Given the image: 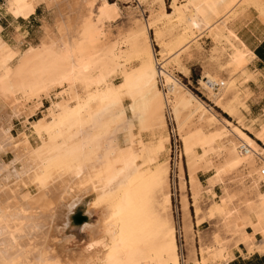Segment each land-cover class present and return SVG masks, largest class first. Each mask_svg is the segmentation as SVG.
Wrapping results in <instances>:
<instances>
[{
  "label": "bare ground",
  "instance_id": "bare-ground-1",
  "mask_svg": "<svg viewBox=\"0 0 264 264\" xmlns=\"http://www.w3.org/2000/svg\"><path fill=\"white\" fill-rule=\"evenodd\" d=\"M56 1L11 0L8 14L14 22L28 21L43 2L51 6ZM122 2L131 1L71 0L67 14L58 16L55 32L45 26L47 34L36 52L21 51L19 35L10 44L0 32V264L177 262L176 230L159 199L170 175L165 113L169 100L181 101L186 92L171 68L181 69V55L203 38L216 46L208 59L215 62L202 74L203 89L212 105L240 128L231 134L233 139L223 138L213 148L222 164L219 170L239 178L238 190L223 197L232 205L227 223L236 224L234 232L241 235L238 249L244 243L248 254H264V240L257 239L264 236V107L253 114L250 64L255 56L235 25L249 9L264 17V0H170V12L165 0H138L140 6L157 4L158 10L150 9L147 24H137L112 42L107 31L119 18ZM65 84L70 87L68 100H52ZM43 99L50 106L42 119L30 123L38 139L33 145L26 132L15 135L13 129L21 120L28 127ZM196 101L202 108L200 119L215 109ZM211 162L207 167H213ZM197 171L193 168L189 179L196 196L201 184ZM216 177L217 184L224 181L220 174ZM92 195L94 204L107 206L111 214L108 223L91 228L90 244L108 238L109 249L62 252L60 234L70 224L69 214ZM90 206L92 215L96 208ZM225 249L221 247L217 259L226 263ZM198 256V264H206L203 250Z\"/></svg>",
  "mask_w": 264,
  "mask_h": 264
},
{
  "label": "rangeland",
  "instance_id": "rangeland-1",
  "mask_svg": "<svg viewBox=\"0 0 264 264\" xmlns=\"http://www.w3.org/2000/svg\"><path fill=\"white\" fill-rule=\"evenodd\" d=\"M57 1L59 3H53L51 6H49L47 2L46 3L43 2L38 7L35 15H33L28 21L19 20L18 22H14L11 16H9L8 14V10H9L8 8H10L12 4L11 0H0V17H3L5 19V25H4L5 27L0 23V32L2 33L3 38L6 41L10 42V44L11 43L13 44L14 38L17 35H19L23 41L20 47L21 51L24 52V51H28L33 48L32 50L36 52V50L38 51L39 47L41 50L42 48L41 46L43 45L42 39L47 34L46 30H48L49 28V30H53V32H55L56 30L55 26L58 21V16L61 13H64L63 15L67 14V11L69 7L71 6L70 4H72L71 0L69 1L68 0H57ZM130 1H131L130 3L129 2L119 3L120 4L119 7L121 9L120 16L117 19V21L114 22L107 31L111 41L112 40L114 41L118 36L122 34L126 35L130 33L137 26V24H144L145 22H147L150 17V9L153 8L154 10H158L157 4H154V6L152 7L146 4H144L145 6L144 5L140 6L138 3V0H130ZM165 4H166L167 11L170 12L171 11L170 10V0H165ZM259 13L260 12L257 10L255 11L254 9H249L245 13L244 16H242L240 19L236 21L235 25L238 29L239 36L244 41L248 42L249 39L253 38V36L258 31L264 32V17L262 16L261 13L260 14ZM45 26L48 28H46ZM150 39L153 42L155 41L153 31H150ZM153 46L154 47L156 46L155 50H158L155 42ZM193 47L191 48L190 52L188 53L185 52L181 55V58H182V59L180 58L181 69L171 68V71H170V73L172 72L171 74L174 76V78L186 88V92L184 93L185 95H183L184 98L183 97L181 98V101L180 100L176 101L174 99L169 100L170 102L168 103L169 108H167L168 111H166L165 113L166 124L168 125L167 132L170 136V141L168 142L167 147H166L167 149L169 148L168 158H169L170 163L168 166V174L170 175H168L169 187H167L168 189H165L164 195L160 197L159 199H160V204L168 207L167 210L170 215V220L172 222V225L174 223L173 226L176 230V244L178 248L177 249V252H178L177 260H176L177 262L173 263L171 262V260H168L165 264H193V263L198 264V259H199L198 255L201 250H203L204 252L206 264H229L235 260L236 251H239L245 258H249L253 254H256L255 252L252 254H248V251H244L246 250L244 243L243 244L239 243V244H242V247L241 249H238L237 247L238 243L236 242H238L237 238L239 240L241 239L240 237L241 235L238 234V232L237 233L234 232L236 230V224L228 225L227 223L228 222L227 213L229 212L228 210L232 208L231 207L232 205L229 206L230 204H226V202L223 200V197L225 196L226 193L232 194L233 192L234 194L238 190L237 180H239V178L236 177L237 175H235L234 172H228L227 170L226 171L219 170L222 164L218 161V155L214 151V149L217 147L219 140L222 139L220 142H224V139L225 140L233 139L231 134L235 133L234 131H236V129L239 132L240 128L238 127L236 123H234L231 119H229L226 115H224L219 109L217 110L212 105L211 100H209L210 99L209 96L206 94L202 86V80H203L202 74L204 70L206 68H209L210 65L214 64L215 62V59H213L214 61L211 59L210 60L208 59L211 58L212 55L216 54L215 52L216 46L214 45L211 39L203 38L198 42L196 46H193ZM187 72L189 74H187ZM123 74H124V70L120 72V75H123ZM115 82L117 84L119 82V78L115 79ZM160 84H159V88L162 90V86ZM69 93H70V87L68 86V84H65L64 86L59 87L55 91V93L52 95V100H55V102L56 101L60 102L62 100H68ZM55 95H60V97L55 99L56 98ZM43 100L44 101H43L42 108L37 111L34 118L30 119V121L27 124L28 127L26 128L23 127L22 125L23 120H21L15 123L14 129H13V134L15 135H17L19 132H26L33 145L38 144V139L34 135L33 131L31 130L30 123L35 120L42 119L43 116L46 115L49 109V106H50L49 101H47L46 99H43ZM196 100H198V102L200 103L202 102L201 104H204V106L208 108H215V109L212 110V112L209 113L210 115H207L205 119H200V113H201L202 108L200 107V105L197 103ZM253 100L255 101L254 98ZM192 105H195L196 107ZM183 108L185 111L183 110ZM259 111H260V107H258L257 109H254L253 114L256 115L259 113ZM214 113H216L218 116ZM191 114L195 116L193 117V115ZM213 115H215V117ZM191 116L193 118H191ZM206 121L208 122V124ZM185 123L187 124L185 125ZM192 123L193 124L195 123L194 125H196V127L192 125ZM189 127L192 130H189L190 129ZM193 127L194 129L196 128L197 130H194ZM121 128H122V125H120L119 129ZM181 130L182 131L186 130V132L184 131L182 133ZM206 130L209 132H206ZM122 133H123L122 131L119 132L118 134L119 137L122 136ZM185 133L186 135H184ZM214 133H215V139L213 137ZM219 134L222 138H218ZM203 137H205L206 140ZM199 139L201 140L199 141ZM150 141L152 140L147 139L148 144ZM206 141L208 143L213 142L211 143L213 144V146L211 147V144L206 143L209 145V146L207 145L206 147L205 146L206 144H204ZM186 143H188L189 148L186 145ZM261 146L262 148H264L263 147L264 145L261 144ZM193 147H196V149ZM8 157L9 159L12 158L11 155H9ZM262 159L264 160V156L262 157ZM208 161L209 162L212 161L211 163L213 164V167L212 166L211 168L209 166L207 167L206 163H208ZM195 163L197 164L195 165ZM193 168L198 169L197 172H198V176L201 182L200 187H199V192H198L201 195L197 193L198 194L197 196L193 194L192 189H190L191 186L189 185L190 184L189 183L190 182L189 180L190 171ZM217 171H219V173ZM219 174H220L221 179H223L224 181L226 180L224 182L220 179L221 184L220 183L217 184V180H216L217 178L216 176H219ZM181 176H184L183 177L184 182L179 181L181 180ZM229 176L231 177L229 178ZM235 178L237 179L235 180ZM263 188H264V185L262 186V191H264ZM32 192H34L33 189H32ZM95 201H96L95 195L89 196L85 198L83 201H81V203L74 209V211L69 214L70 224L66 226L63 232L60 234L61 238L63 239V241L59 243L60 249L62 252L72 251V252H76L79 254H84V253L85 254H96L100 252H105L109 249L110 243H109L108 238L103 239L101 241L99 240L100 241L99 243H95L92 246L90 244L92 242L91 228L93 226H98L99 224L105 225L106 223H108L110 214H111L110 208H108L107 206H103V205L96 206V204H94ZM90 205H94L96 208L95 213L92 215L89 214L90 209H91ZM76 215H82L86 217L87 222L80 226L77 225L74 221V217ZM232 233L233 235H236L234 236L235 238L232 237L233 236ZM257 239L259 243L260 241L263 242L264 236L259 235ZM89 246H91L92 248ZM221 247L228 248V250L225 249V251L227 252V254H229L228 256L229 262H227L228 259L226 263L223 262L222 260L217 259V254L219 250L221 249ZM231 257L233 258V260H231L232 259Z\"/></svg>",
  "mask_w": 264,
  "mask_h": 264
},
{
  "label": "crops",
  "instance_id": "crops-1",
  "mask_svg": "<svg viewBox=\"0 0 264 264\" xmlns=\"http://www.w3.org/2000/svg\"><path fill=\"white\" fill-rule=\"evenodd\" d=\"M0 23L3 26L5 25V19L3 17H0ZM248 46L255 56V59L250 64V71L254 73V78H255L252 79L250 82V87L252 88L251 90L253 91V98L255 99V101H251V109L254 110L257 109L258 107L262 109L264 107V32L258 31L253 36V38L249 39ZM260 256H264V255H260ZM237 259H246V258L243 257V255L239 251H236L235 260Z\"/></svg>",
  "mask_w": 264,
  "mask_h": 264
},
{
  "label": "trees",
  "instance_id": "trees-1",
  "mask_svg": "<svg viewBox=\"0 0 264 264\" xmlns=\"http://www.w3.org/2000/svg\"><path fill=\"white\" fill-rule=\"evenodd\" d=\"M74 221L77 225H83L84 223L87 222V218L82 216V215H76L74 217ZM258 255H255L253 257H249L246 258V259H237V260H234L232 261L231 263L229 264H264V256H260V255H264V254H259V253H256Z\"/></svg>",
  "mask_w": 264,
  "mask_h": 264
},
{
  "label": "built area",
  "instance_id": "built-area-1",
  "mask_svg": "<svg viewBox=\"0 0 264 264\" xmlns=\"http://www.w3.org/2000/svg\"><path fill=\"white\" fill-rule=\"evenodd\" d=\"M218 87H219V86H216V87H215V90H217V89H218ZM262 174L264 175V170L262 171Z\"/></svg>",
  "mask_w": 264,
  "mask_h": 264
}]
</instances>
